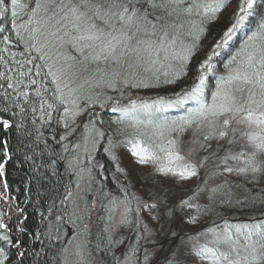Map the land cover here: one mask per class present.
<instances>
[{
    "label": "snow or ice",
    "instance_id": "snow-or-ice-1",
    "mask_svg": "<svg viewBox=\"0 0 264 264\" xmlns=\"http://www.w3.org/2000/svg\"><path fill=\"white\" fill-rule=\"evenodd\" d=\"M230 2L0 0V18L11 13L17 37L26 50L39 53L38 58L47 68L46 76L54 84L50 93L45 87L33 88L38 98L34 100L29 93V88L38 83L33 78V68L18 71L15 78L7 74V67L0 71V130L5 135L14 128L23 130V123L6 119L4 114L14 117L24 113L25 104L33 113L38 110L34 105H38L44 114L47 109L63 106V118L74 120L81 110L82 94L83 99L92 100L89 89H111L120 97L129 89L161 90L164 95L139 102L130 99L127 106L111 109L122 114L121 123L139 129L147 121L153 130L155 139L150 137L147 144L139 132L131 139L125 138L139 164L153 163L155 172L178 176L183 181L200 175L212 161L213 168L208 172L211 177L235 176L240 181L238 187L264 184V0H238L230 26L190 67L192 58L202 51L200 41L207 36V25L216 21ZM21 17L26 19L17 24ZM20 30L28 34V39ZM242 30H246L242 42L238 47L235 43L230 46ZM5 31L0 23V33ZM3 42L11 43L10 37L4 35ZM4 63L7 66V61ZM24 63L31 65L33 59ZM40 74L39 70L35 72ZM106 99L113 97L106 95ZM114 104L119 105L120 100ZM170 110L183 114L170 119L166 115ZM183 147L187 151L182 154ZM28 151L22 139L11 145L9 139L0 137V187L9 188L10 167L22 169L26 161H32ZM224 184L229 181L226 179ZM216 191L212 188L207 192L210 199ZM204 192L199 188L194 195ZM0 198L6 199V195ZM192 200L193 196L181 199L178 205L169 207V214L185 207L199 212L201 206ZM237 203L244 207L257 203L264 206V188ZM144 207L151 212L158 203H144ZM19 211L23 213V209ZM6 216L0 211V242L15 248L18 257L23 258L26 252L21 250L24 243L20 234L26 229L22 222L10 226ZM189 221L196 223L197 217L189 216ZM14 228L18 233L15 237L11 235ZM206 231L212 234V240L195 246L194 254L201 261L264 264V218L242 224L225 221L223 228ZM9 261V254L0 247V264ZM133 262L150 264V254L145 250L142 261L135 251L125 255V264ZM19 264H23L22 259Z\"/></svg>",
    "mask_w": 264,
    "mask_h": 264
},
{
    "label": "rangeland",
    "instance_id": "rangeland-1",
    "mask_svg": "<svg viewBox=\"0 0 264 264\" xmlns=\"http://www.w3.org/2000/svg\"><path fill=\"white\" fill-rule=\"evenodd\" d=\"M229 10L230 8L228 12ZM40 42H43V37ZM222 58L226 62L225 53H222ZM97 92L101 93L98 97ZM87 93L92 96V100L83 99L82 94L79 100L81 109L79 115L74 120L64 119L61 130V139L73 153L72 171L77 173V178L74 179L75 188L71 187L68 190L72 195L67 194L65 201L68 205L67 212L75 222L63 254L64 264L98 263L93 250H88L91 246L88 243L92 241L96 229L100 230L112 243V249L116 250V256H113L116 260L114 264H125V255L132 252H125L132 234H136L138 238L136 243L139 247L136 255L140 261L147 250L150 254V264H209L194 254L195 246L212 240V234L208 233L207 229L219 230L224 227L225 221L231 224L254 221L247 220L249 218L241 214L242 208L236 207L240 203L233 204L236 200L241 201L252 195L249 189L252 190L253 186L248 184L245 187H238L240 181L235 176L211 177L208 172L213 168L212 161L206 164L200 175L183 181L178 176H166L155 172L156 165L153 163L144 165L138 163V158L132 155L125 138L131 139L137 132L142 133V136L146 134L152 137L153 130L142 125V129H149L144 133L143 130L139 131L129 126L127 122L121 123L122 114L111 109L113 106H127L130 99H137L138 102L140 99L151 100L156 96L152 89H129L125 91L123 97H120L118 91L111 89H89ZM105 94L112 96L113 100H107ZM161 94L164 95V92ZM97 99L99 103L93 102ZM117 99L120 100L119 105L114 104ZM91 108L97 111L95 110L88 120L86 111ZM100 110L108 111L113 118H110L109 125L115 134L108 135L110 138H107L105 125H101L100 117L96 115ZM169 112L174 113L167 115L170 119L183 114L177 110ZM65 124L68 127H65ZM100 132L104 134L103 137L98 135ZM186 151L187 148L183 147L182 154ZM104 153L111 161L112 173L104 171L105 166L102 162ZM113 156L116 159H113ZM118 168L123 171H119ZM107 175L113 181L116 192L102 188L103 179ZM226 179L229 181L228 185L224 184ZM262 186L264 184H258L255 188ZM199 188H204L205 192L197 197L194 194ZM212 188H217V191L210 199L207 192ZM189 196H193L192 203L201 206L199 212L196 208L185 207L177 209L174 215L169 214L170 206L178 205L181 199H187ZM144 203H158V207L150 212L144 207ZM221 203L223 208H217ZM260 213V219L264 218L262 217L264 212ZM189 216H196L197 222L191 223Z\"/></svg>",
    "mask_w": 264,
    "mask_h": 264
},
{
    "label": "trees",
    "instance_id": "trees-1",
    "mask_svg": "<svg viewBox=\"0 0 264 264\" xmlns=\"http://www.w3.org/2000/svg\"><path fill=\"white\" fill-rule=\"evenodd\" d=\"M237 2L238 0H231L230 4L219 14L218 19H221L207 25V36L200 41L202 51H198L195 54L190 67L194 66L198 60L203 58L204 52L208 51L210 44L214 43L216 39H219L222 32L230 26ZM228 8H230L229 12ZM231 11L233 12L230 13ZM25 19L26 17H21L16 23L19 24ZM12 20L13 18L10 12L6 17L0 18V23L6 29L4 33H0V49H4L5 47L8 49L6 52L0 51V57H2L0 59V71H5L7 67V74L15 78L17 77L18 71L33 68V78L38 83L29 88V93L35 100L38 98L35 97L32 91L33 88L45 87L48 93H50L54 88V84L46 76L47 68L44 67V61L38 58L39 53L35 49H31L30 51L26 50L24 42L17 37V28L13 27ZM20 31L24 35V38L28 39V34L24 33L23 30ZM244 31L246 30H242L237 34L234 42H230V46L232 43H235L236 47H238L244 38ZM4 35L10 37L11 43L5 44L3 42ZM13 53H15V56H13ZM26 59H33V64H25L24 61ZM5 61H7V66L4 63ZM220 68L222 69L223 67ZM38 70L41 74L37 76L35 72ZM152 91L155 92L156 96L162 95L161 93L163 92L161 90ZM48 102L52 103V100L48 99ZM34 106L38 109L35 113L25 104L26 111L24 113H20L14 117H10L9 114H4L6 119L11 118L14 121L23 123V130L18 131L14 128L7 135H5L4 130H0V137L9 139L11 145H16L18 138L22 139L25 147L29 150L28 154L32 156V161H26L22 169L10 167L8 175L9 188L5 190L0 187V196L6 195V199L0 198V211L7 213L5 222L9 223L10 226L22 222L23 227L26 229V232L20 234L24 243V247L21 250L25 251L26 255L23 258L18 257L15 248L5 246L2 242H0V247H4L5 252L9 254V264H19L21 259L23 260V264H64L63 254L65 253L68 240L71 238L73 222H75L67 212L68 205L65 201L69 192L68 190L71 187L75 188L74 179L77 178V173L72 171L71 154L73 153L61 139V130L64 125V114L62 115L63 106L47 109V114L41 113L38 105ZM91 109L86 111V118L88 120L96 110L94 109L93 111V108ZM16 111L19 112L18 109ZM168 114L173 115L174 113H166V115ZM96 115L100 117L101 125H105L107 138H110L108 135L115 134L111 131L109 125L110 118H112L111 114L108 111L103 112L100 110ZM144 126L150 128L147 121H145ZM138 130H143L144 133L149 131V129H142V127ZM149 138L146 134L141 136V140L145 144L149 143ZM108 141L106 140V142ZM106 156L108 155H105V153L102 156V162L105 166L103 167L104 171L106 173L111 171L112 173L111 161ZM33 168L36 169L34 173L32 172ZM102 184V188H105V190L108 189L110 192H116V187L108 175L103 179ZM255 187L251 190L252 195H256L261 188H264V186L258 189ZM102 188L99 189L103 190ZM234 203H237V200ZM222 205L221 203L217 208L222 209ZM231 207L228 206V208ZM236 207H241V214H244L249 218L247 220L250 221L259 220L260 212H264V206L259 203L254 207L251 205L244 207L241 204H238ZM20 209H23V213L19 211ZM251 216H253V219H251ZM8 217H11V219H8ZM17 234V230L14 228L11 235L15 237ZM37 236L39 237L38 239L36 238ZM137 240L136 234H132L129 240V247H127L125 252H136L139 247L138 243H136ZM88 244L91 245L88 250H93L97 256V264H114L116 260H114L113 256H116L117 252L112 249V243L109 242L100 230L98 231L96 229L92 241Z\"/></svg>",
    "mask_w": 264,
    "mask_h": 264
}]
</instances>
